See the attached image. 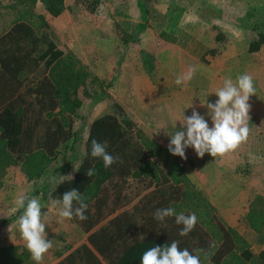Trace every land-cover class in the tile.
Segmentation results:
<instances>
[{
    "label": "trees",
    "instance_id": "trees-1",
    "mask_svg": "<svg viewBox=\"0 0 264 264\" xmlns=\"http://www.w3.org/2000/svg\"><path fill=\"white\" fill-rule=\"evenodd\" d=\"M38 1L24 0L20 18L0 34V190L13 165H20L34 181L27 199L42 196L62 201L66 191L79 190L88 205L87 219L73 217L72 221L87 234V242L57 264H141L144 252L170 246L173 241L180 249L199 256L201 264L206 258L210 264H262L264 252L256 256L247 241L225 225L217 208L187 176L181 157L172 155L168 146L159 142L149 146L143 129L120 102L114 99L111 109L94 116L86 137L83 128H75L84 103L81 88L89 94V82L101 86L95 104L109 94L103 87L105 81L76 55H65L56 47L46 31L47 19L34 13ZM41 1L52 16L67 8L66 0ZM103 1L84 0L82 4L94 13ZM156 1L137 0L141 20L131 31L116 24L126 45L139 43ZM256 10L250 6L248 16H255ZM249 22L245 26L256 31L249 51L256 52L264 46V23L257 19ZM93 140L119 160L105 168L102 158L91 156ZM63 155L64 161L59 163ZM89 168L95 169L92 177L86 174ZM53 177L62 182L53 183ZM141 177H150L153 183L129 208L121 210L133 201L126 192L131 180ZM168 207L177 214L195 213L198 222L194 230L181 236L183 225L176 224L175 216L155 219L157 209ZM23 210L19 208L14 216L0 220V234ZM249 220L262 239L264 207L251 208ZM56 253L64 255L63 250ZM45 261L42 264H47ZM0 264L36 262L26 245L10 244L0 246Z\"/></svg>",
    "mask_w": 264,
    "mask_h": 264
},
{
    "label": "rangeland",
    "instance_id": "rangeland-1",
    "mask_svg": "<svg viewBox=\"0 0 264 264\" xmlns=\"http://www.w3.org/2000/svg\"><path fill=\"white\" fill-rule=\"evenodd\" d=\"M22 2L24 3V0H0V34L20 18L21 13L25 10V3ZM83 2L84 0H66L67 9L59 16H51L41 0L33 9L35 15L41 14L47 19L49 26L46 31L56 47L61 49L65 55H69V53L76 55L89 71L105 81L103 87L109 95L96 104L94 99L97 92L101 90V86L96 87L89 82L86 87L89 94L84 92L85 88H81L80 96L84 103L78 110L79 118L75 122V128H83L85 137L94 116L111 109L114 99L120 102L116 96L119 79L124 75L133 77L134 69L140 70L141 78H143L158 66L157 53L163 40L168 42L167 48H184L191 51L208 49L209 51L208 47L213 45L216 54H222L223 58L234 54L233 58L240 60L244 59L245 55L248 59L253 57L251 61L261 59L260 61L264 62V49L259 56L248 53L251 36L256 34V31L245 26L247 21L251 23L249 20L252 19L264 23V0H158L151 11L146 31L140 35L139 43L132 45L130 49L124 48V43L117 39L116 34L113 35V31L116 33V26L108 24V20L112 19L114 23L119 22L128 30H132L133 25L141 20L137 0H104L95 13L90 12L82 4ZM250 6L257 8L253 17H249L247 13ZM105 20L106 23H103ZM97 27L99 30L103 28L104 30L91 34V29ZM163 30H168V35L162 34L161 42L156 43V49L159 50L152 51L155 46L152 47L154 35ZM121 45L124 50H120ZM216 54L207 53L210 58L211 55L215 57ZM202 60L209 63L206 57ZM109 83L112 84L109 85ZM145 84L142 83L141 88ZM129 86L127 85L128 88ZM119 88H121L120 84ZM147 91L149 92L150 89ZM120 103L122 104V102ZM123 106L134 120V114L142 117L143 112L146 111V106L141 105V102L139 107L133 104ZM188 109L190 110V108ZM191 110L201 111L202 109L196 105ZM135 121L143 129L144 138L150 144L149 146L155 147L158 142L164 146L169 145H165V143L170 142L171 138L168 139L166 134H162L161 131L152 130L151 123L146 119L144 121L147 127L141 125L137 120ZM174 131L178 130L174 129ZM63 161L64 155L58 162L62 163ZM181 165L183 166V161ZM75 169L76 166L73 171ZM152 183L150 177L132 179L127 193L132 199L139 198ZM33 186L34 181L27 178L20 165L8 168L3 187L0 190V220L12 217L18 212L20 207L16 203L17 200L22 196L27 198ZM60 203L62 204V201ZM61 209L62 207L56 208L55 231L47 233V238L53 243V248L44 256L47 264L59 262L64 259L65 255L75 250V246L87 242V234L72 219L69 222L67 218L59 216ZM14 221L2 229L0 246L10 245L4 244L11 241L7 236L19 230L17 224L16 226L15 224L11 225ZM59 222L62 223L61 226ZM15 239L14 241H17L15 244L26 245L23 243L25 241L21 235L15 236ZM59 250L64 252L62 257H58L56 253ZM204 263L210 264L211 261L206 258Z\"/></svg>",
    "mask_w": 264,
    "mask_h": 264
},
{
    "label": "crops",
    "instance_id": "crops-1",
    "mask_svg": "<svg viewBox=\"0 0 264 264\" xmlns=\"http://www.w3.org/2000/svg\"><path fill=\"white\" fill-rule=\"evenodd\" d=\"M103 23H106V20ZM117 23L119 22L114 23L112 19L108 20L110 25L115 24L116 26ZM103 30L104 28L99 30V27H97L91 29L90 33L95 34ZM167 33L168 30H163L154 35L152 47L155 46L152 51L159 50L156 49V43L161 42V35H168ZM115 34L117 39L124 43L118 36L117 28L116 33L113 31V35ZM167 43L163 40L160 44V50L157 53L159 64L152 72L141 78L140 70L136 71L134 69L133 77H125L124 75L119 79L116 96L123 105L133 104L139 107L140 102L141 105H145L146 111L143 112L142 117L134 114L135 120L147 127L144 121L146 119L151 123L152 130L161 131L170 139L169 135L175 133L174 129L179 130L182 128L180 121L184 115L190 117L193 113L191 108L196 105L201 107L202 110L198 112L205 116L209 126L212 127L211 118L207 115L208 109L201 102H206L207 99L209 103H215L218 100L215 92L223 87L226 78L230 77L235 83L239 75L247 73L252 76L256 91L248 102L251 107L248 121L250 134L247 141L241 143L235 150L216 157L206 153L203 158H200L193 147H188L185 149L187 158H181V163L183 161L187 176L202 191L207 200L217 208L225 225L235 229L247 241L248 248L256 256H260L264 252V232L261 239L259 232L251 225L249 213L253 207H256V210L264 207V62L260 61L261 59L251 61L253 57L248 59L245 55V60L242 58L240 60L234 59V54L223 58L222 54H216L213 45L208 47L209 51L208 49H205V51L203 49L191 51L184 48H167ZM132 45L128 46L124 43V48L130 49ZM124 48L121 45L120 50H124ZM263 49L264 46L256 52H250L248 45L249 54L259 56ZM208 52L213 55L216 54L215 57L211 55L210 58L207 55ZM205 57L209 63L202 60ZM192 67H195L196 72L191 80L177 85L175 82L177 77H183ZM142 83L146 84L141 88ZM119 84L121 88H119ZM127 85H130L129 88ZM145 87L150 91L144 89ZM199 92L201 93L199 94ZM187 108H190V110H187ZM167 142L165 145L170 143ZM32 198L39 199L43 206L42 212H49L50 221L46 222L48 224L46 232H54V220L57 216L55 213L56 208L62 207L61 203L54 205V201L60 200H45L42 196ZM136 199L138 200V197H135L130 204L120 207V209L129 208ZM23 212L18 215L17 219L11 224L12 226L14 224L16 226L17 220ZM67 220L70 222L71 219ZM59 225L61 226L62 223L59 222ZM19 235H21L19 230L16 233L13 232V234L7 236L10 237L11 241L4 244L17 243L14 239L15 236L18 237ZM23 243L26 244V242ZM57 263L56 261L53 264Z\"/></svg>",
    "mask_w": 264,
    "mask_h": 264
},
{
    "label": "clouds",
    "instance_id": "clouds-1",
    "mask_svg": "<svg viewBox=\"0 0 264 264\" xmlns=\"http://www.w3.org/2000/svg\"><path fill=\"white\" fill-rule=\"evenodd\" d=\"M195 72V67L190 68L186 75L177 77L176 84L181 85L191 80ZM255 91L253 78L247 73L239 75L235 83L230 77L226 78L223 87L215 92L218 96L215 103H209L207 99L206 102H201L208 109L207 115L211 118L213 126L210 127L205 116L198 111H193L190 117L184 115L180 121L182 128L174 134H168L171 137L168 145L169 152L186 159L185 149L188 147H193L200 158H203L206 153L216 157L235 150L249 137L248 121L251 106L248 102L250 97L255 95ZM91 156L102 158L105 168L111 167L119 160V157L109 154L105 146L96 140L92 141ZM86 174L92 177L95 169L89 168ZM52 182L61 183L62 180L53 177ZM74 202L79 206L74 207ZM16 203L24 209L17 220L19 232L26 242L32 259L36 264H42L45 254L53 248V243L47 238L46 232L48 226L46 222L50 221L49 212H42L43 206L38 198L27 199L22 196ZM59 203L60 201H54V205ZM87 208L88 205L84 202L79 190L73 188L63 194L59 216L67 219L76 217L84 221L87 219L85 215ZM154 216L159 221L175 216L176 224L183 225L180 231L181 236H186L193 231L198 222L195 213L177 214L171 207L157 209ZM141 264H201V260L188 249H180L178 242L173 241L170 246L165 245L163 248L155 246L144 252Z\"/></svg>",
    "mask_w": 264,
    "mask_h": 264
}]
</instances>
